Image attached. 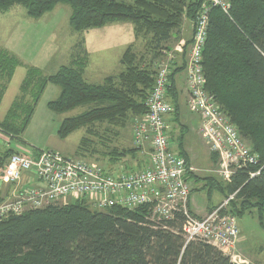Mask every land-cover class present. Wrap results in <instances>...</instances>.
Masks as SVG:
<instances>
[{
    "label": "trees",
    "instance_id": "trees-1",
    "mask_svg": "<svg viewBox=\"0 0 264 264\" xmlns=\"http://www.w3.org/2000/svg\"><path fill=\"white\" fill-rule=\"evenodd\" d=\"M202 1L0 0V14L18 5L25 9L28 17L35 19L58 4H66L71 9L68 24L74 32L131 22L135 39L145 38L146 48L151 53L147 61L130 44L119 61L122 71L104 78L101 84H90L83 78L84 57L72 59L68 65L46 76L27 67L21 85L22 100L33 88L32 103L36 105L50 84L59 88L57 97L47 104L51 112L63 114L86 106L87 109L77 116L65 118L60 123L57 136L61 139L82 127L91 135V127L96 123L123 129L132 118L146 112L144 103L154 85L155 64L166 63L167 100L180 126L182 95L175 76L185 70L186 77L192 30L190 40L180 47L181 52L166 44L173 32L180 31L184 20L191 24L195 21ZM227 1L228 13L219 8L209 12L202 53L205 90L222 107L241 138L257 154L259 162L238 170L229 183L223 184L212 175L194 176V183L205 182L202 188H207L209 194L218 191L224 199L236 193L225 213L240 217L254 210L264 228V0ZM178 55L181 65L175 67ZM17 66L19 61L12 53L0 48V77L5 82L0 89V101ZM21 110L26 116L19 123L16 115ZM32 113V106L23 108L17 100L0 121V131L10 135L11 140L21 142L19 133ZM183 128L180 126V149ZM87 140L82 138L81 145ZM12 153L14 150L10 148L1 151L0 166ZM135 154L134 148L113 147L107 156L111 161H119ZM179 155L188 165L186 153L182 150ZM211 156L213 162H217V155ZM3 201L0 195V203ZM182 219L178 215L171 221H152L147 206L130 211L122 207L98 211L80 201L63 206L50 205L0 221V264H232L227 256L209 244L186 242L181 232Z\"/></svg>",
    "mask_w": 264,
    "mask_h": 264
},
{
    "label": "built area",
    "instance_id": "built-area-1",
    "mask_svg": "<svg viewBox=\"0 0 264 264\" xmlns=\"http://www.w3.org/2000/svg\"><path fill=\"white\" fill-rule=\"evenodd\" d=\"M212 8L228 13L230 5L226 0H203L191 24L186 100L188 110L199 116V134L209 151L218 157L215 174L218 179L229 183L238 170L258 165L259 158L241 138L222 107L205 90L202 53ZM155 65L154 85L144 103L146 112L134 119L131 129V144L143 158L142 168L127 171L119 166L113 175L97 165L56 151L36 148L14 150L0 166V186H15L11 199L0 203V221L27 211L75 201L98 211L112 207L130 211L147 206L152 221H171L181 215V232L186 242L210 244L227 256L232 264L245 263L235 252L239 241L236 217L225 213V206L235 200L236 193L207 216L198 217L189 209L192 169L172 151L166 133V118L173 111L167 100L168 66ZM0 138L10 144L8 135L1 131ZM34 179V187L22 188L24 180L25 185H29Z\"/></svg>",
    "mask_w": 264,
    "mask_h": 264
},
{
    "label": "rangeland",
    "instance_id": "rangeland-1",
    "mask_svg": "<svg viewBox=\"0 0 264 264\" xmlns=\"http://www.w3.org/2000/svg\"><path fill=\"white\" fill-rule=\"evenodd\" d=\"M117 1L131 2L132 0ZM70 14L71 9L66 4H58L52 11L37 19L28 17L25 9L18 5L13 6L6 13L0 14V48L11 52L19 61V66L16 67L7 84L0 102V120L4 119L11 105L17 100L23 108L30 105L33 110L27 125L19 133L21 142L11 140L10 135H8L10 144L0 138V150L4 151L10 148L19 151L36 148L37 150L56 151L65 156L97 165L113 175L119 166H123L127 171H138L142 168L143 163V158L138 154L127 155L119 161H111L107 156L108 151L113 147L132 148L131 129L135 117L123 129L110 128L106 124L96 123L91 127L93 131L91 135L86 133V127H82L61 139L57 136L60 123L65 118L77 116L87 107H78L63 114L51 112L47 108V104L57 97L59 88L50 84L46 86L36 105L32 103V94L35 92L33 88L29 90L24 101L22 100L21 85L27 75V67H32L41 75L46 76L56 72L60 66L68 65L72 59L84 57L86 67L83 78L90 84H101L104 78L117 75L122 71L123 67L119 61L122 53L130 44L133 45L139 56L144 55L147 61L151 58V53L146 48V39H135L134 26L131 22L112 23L102 28L74 32L68 24ZM184 22L190 23L187 20ZM180 32H184V30ZM188 32L191 33L190 27ZM188 32H186L187 36ZM175 35L176 33L173 32L171 40L166 45L171 49L174 48L176 52H181V45H178L177 48L174 47L177 42L176 39H173ZM175 62L181 63L179 55ZM183 77L184 74L178 72L179 83H182ZM4 84V80L0 77V89ZM16 116L17 121L21 123L26 113L21 110ZM180 120L185 122L188 127L182 142L187 144L192 141L193 148L198 153L197 156L191 153V164L196 168L197 174L202 178L212 175L218 179L215 174L218 159L215 163L212 160L213 164L210 165V161L207 159L206 143L198 132L199 118L190 114L181 115ZM174 123L173 125L176 127L178 124ZM173 125H168L166 133L170 144L174 142L175 146L176 141L178 142L176 136L179 135L180 128L177 126L176 132H173ZM170 132L174 136L173 140L169 136ZM84 137L88 140L85 145H81L80 141ZM218 180L224 184L222 180ZM35 182L34 179L29 185H25L24 180L22 188L34 187ZM14 189V185L2 184L0 186L1 197L4 200L11 199ZM207 191V188L192 190L189 196V209L192 214L199 217L205 216L209 208L223 202L224 196L218 191L213 190L210 194ZM236 222L241 238L236 244V254L244 260V264H264V228L259 224L257 213L254 210L250 213L247 212L236 217Z\"/></svg>",
    "mask_w": 264,
    "mask_h": 264
},
{
    "label": "crops",
    "instance_id": "crops-1",
    "mask_svg": "<svg viewBox=\"0 0 264 264\" xmlns=\"http://www.w3.org/2000/svg\"><path fill=\"white\" fill-rule=\"evenodd\" d=\"M191 23V22H190ZM190 23L188 24L187 22H184L183 21V26L181 27V29H180V31H183L184 30V32H178V33H176V35H175V37L173 38V39H176L177 40V42H176V44H175V48H177V46L179 45H183L185 42H187L188 40H190V37H191V33L189 34V32H188V30H189V27L191 28V26H190ZM184 27H185V29H184ZM186 32H188V36L186 35ZM186 35V36H185ZM172 50H174V48H172ZM11 53V52H10ZM181 65V63L180 62H176V66L175 67H179ZM85 71V70H84ZM182 73L184 74V77L182 78V83H179V79H178V74L175 76V80H176V83H177V88L179 89V92H180V94L182 95V106H181V108L179 109V111H180V113H179V123L181 124L180 126H183L184 128H183V131L184 132H186L187 130H188V127H187V125H186V123L185 122H181V115H190L191 113L188 111V109H187V107H186V77H185V70H183L182 71ZM4 95V94H3ZM2 100V99H1ZM1 102V101H0ZM172 115V116H171ZM174 114L173 113H171V114H169L168 116H167V124L169 123V124H171V125H173V123L175 122V120H174ZM172 119V120H171ZM3 120V119H2ZM189 121L191 120V119H188ZM1 121V120H0ZM176 123V122H175ZM174 123V124H175ZM168 124V125H169ZM177 126H179V125H177ZM177 126L175 127L174 125H173V127H172V130H173V132H176V128H177ZM180 126L178 127V128H180ZM187 128V129H186ZM172 134V132H170V134H169V136H170V138H172L171 140H173V137L174 136H172L171 135ZM185 134V133H184ZM178 138H179V135L178 136H176V139L178 140ZM182 141H183V139H182ZM181 141V142H182ZM131 142V141H130ZM178 142H179V140H178ZM178 142L176 141V145L174 146V142H172L171 143V149H172V151L174 152V153H176L178 156H180L179 154H180V151H182L183 150V152H185L186 153V155H187V157H188V165H189V167L192 169V172L190 173V176H191V179H192V181H193V183H192V187H193V191L195 190V189H203L202 187H203V185L205 184V182L203 183V181H200V182H197V183H194V179H196V178H194V176H196V177H198V178H202L201 176H199V174H197L198 172L196 171V168L195 167H193L192 166V164H191V159H192V155H191V153L193 154V155H195V156H197V151L193 148V144L191 143V142H188L187 144H184L183 142H182V147H181V149H180V146H178ZM206 146V151H207V154H208V156H207V159H208V161H210V165H212L213 163H212V159H211V153L208 151V147H207V145H205ZM132 147V146H131ZM173 147V148H172ZM183 148V149H182ZM1 151V150H0ZM181 157V156H180ZM208 212V211H207ZM197 216V215H196ZM199 217V216H198ZM202 217V216H201ZM240 235H239V241H240ZM239 243V242H238ZM237 248V247H236ZM244 257V256H243ZM245 258V257H244Z\"/></svg>",
    "mask_w": 264,
    "mask_h": 264
},
{
    "label": "bare ground",
    "instance_id": "bare-ground-1",
    "mask_svg": "<svg viewBox=\"0 0 264 264\" xmlns=\"http://www.w3.org/2000/svg\"><path fill=\"white\" fill-rule=\"evenodd\" d=\"M226 2L228 3V1L226 0ZM211 153V152H210ZM212 154V153H211ZM217 159H218V157H217ZM224 182V181H223ZM192 190H193V187H192ZM192 190H191V192H192ZM191 194V193H190ZM230 195H228L227 196V198L229 197ZM227 198H225L224 200H223V202L227 199ZM222 202V203H223ZM231 201H229L228 202V204L225 206V211H227V208H228V205H229V203H230ZM218 206H216L215 208H213L212 210H210V211H208L206 214H205V216H207L210 212H212L213 210H215L216 208H217ZM210 245V244H209Z\"/></svg>",
    "mask_w": 264,
    "mask_h": 264
}]
</instances>
